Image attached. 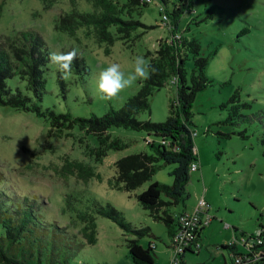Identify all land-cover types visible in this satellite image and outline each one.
Returning a JSON list of instances; mask_svg holds the SVG:
<instances>
[{
    "label": "rangeland",
    "instance_id": "obj_1",
    "mask_svg": "<svg viewBox=\"0 0 264 264\" xmlns=\"http://www.w3.org/2000/svg\"><path fill=\"white\" fill-rule=\"evenodd\" d=\"M175 1L164 4L151 0L139 16L148 26L139 31L145 32L131 45L115 41L106 53V44L87 35L85 27L75 36L55 28L59 15L72 8L92 11V0H54L49 9L44 8L42 0H0V39L33 31L43 39L48 54L75 49L85 59L88 73L79 76L72 71L68 79H63L62 91L56 67L48 61L40 103L58 113L102 115L109 108H120L138 91L143 79L107 100L101 99L98 91L100 72L118 63L127 76L137 56L149 64L157 41L168 36L161 6L171 11ZM177 30L198 41L201 56L208 57L205 74L211 83L196 93L190 109L189 128L195 132L192 142L198 169L190 174L187 198L169 209L176 220L177 213L192 211L203 199L204 211L211 218L204 221L199 249L186 252L184 264H231L233 254L222 246L234 243L236 253L245 254L246 245L255 244V236L264 228V0H193L191 9L179 19ZM184 67L189 75L191 58ZM7 82L12 89L19 87L30 95L17 77ZM235 91L237 99L228 103ZM175 99L176 84L170 78L149 96L150 109L140 112L137 118L164 121ZM237 104L235 113L229 116L231 106ZM48 129V121L33 112L0 105V193L7 201L34 202L36 224L31 228L38 236L44 235L40 251L23 241L9 254L29 264H134L127 243L136 236L109 218L94 215V244H88L79 234L83 224L75 212L86 210L89 201L96 200L112 205L132 227H147L149 234L140 237L139 244L146 247L148 242L154 243L156 264H171L173 251L168 246L166 227L142 208L136 194L152 182L170 185L169 172L175 165L159 161L152 178L132 192L108 186L117 159L150 151L147 134L110 127V137H118L128 145L120 150L109 149L97 162L91 152L98 146L93 134L74 127L69 136L56 137L49 136ZM77 164L90 167L96 176L84 180Z\"/></svg>",
    "mask_w": 264,
    "mask_h": 264
},
{
    "label": "trees",
    "instance_id": "obj_2",
    "mask_svg": "<svg viewBox=\"0 0 264 264\" xmlns=\"http://www.w3.org/2000/svg\"><path fill=\"white\" fill-rule=\"evenodd\" d=\"M44 8L49 9L54 0H42ZM151 0H92L93 10L87 12L72 8L70 11L59 15L55 28L75 36L77 31L85 27L87 35H92L99 43H105L104 51L110 52V46L117 40L125 45L133 44L145 32L147 25L142 23L139 16ZM164 4L168 0H161ZM193 0H176L171 11L163 9L162 15L166 19L168 36L157 41V48L150 57L149 65L154 70L149 78L140 82L138 91L128 97L118 109L109 108L102 115L92 114L89 117L74 116L68 112L58 113L41 105L45 92L44 68L48 62V51L43 39L33 31H21L13 37L6 36L0 39V105L9 106L16 110L31 111L43 117L49 123V136H69L74 127L86 134H93L98 141V146L92 149L95 161L99 162L109 149L120 150L128 145L118 137H110L107 132L112 126H121L137 131H144L148 140L149 152L130 154L114 162L115 175L108 180V186L113 189L132 192L144 182L150 180L159 167V161L174 164L169 172L172 176L170 185L152 182L146 189L136 194V199L143 209L154 219L164 223L169 238L178 225V217L183 212L177 213L176 220L169 207L187 198L186 185L190 179V166L197 162L193 148L192 138L195 134L189 128L191 124V104L196 93L211 83L205 74L208 63L207 56H201L198 41L187 38L179 33V19L185 11L191 9ZM65 49L63 51H69ZM192 59V69L186 73L184 63ZM73 72L79 76L88 73L85 59L78 54L74 61ZM17 77L24 82L23 92L19 87L12 89L8 80ZM171 78L176 84V99L171 102L169 115L164 121L154 122L140 120L137 115L149 110V96L160 87L164 86ZM57 81L62 91H65L63 78L57 73ZM238 93L227 100L228 103L237 99ZM239 105H232L230 115L235 113ZM154 137V139L151 138ZM264 155V152H263ZM197 164V163H196ZM198 166V164H197ZM80 176L86 180L96 176L90 167L77 164ZM69 208V198L67 197ZM37 211L34 202L27 199L14 202L7 201L0 193V263L1 264H29L19 259L9 250H14L15 245L21 242L28 243L30 248L40 249L44 246V235L38 236L31 228L36 224ZM76 219L81 221L83 227L79 230L82 238L88 244L96 242V225L94 215H101L116 223L123 231L131 232L136 237L128 240L129 256L134 264H155L153 257L154 243L148 242L144 247L138 239L149 234V229L132 227L121 214L110 204H100L96 200L89 201L86 210H79ZM203 227H201L202 229ZM200 229V230H201ZM262 242L244 245L247 253H236V245L230 243L222 246L228 248L233 254L231 264H263L264 262V228L259 230ZM257 235L255 236L257 240ZM244 241V240H243ZM200 242L199 233L194 237L189 246L184 247L178 255L177 264H184L183 257L186 252L198 250ZM4 244H7L5 246ZM200 245V243H199ZM38 264H41L38 262Z\"/></svg>",
    "mask_w": 264,
    "mask_h": 264
},
{
    "label": "clouds",
    "instance_id": "obj_3",
    "mask_svg": "<svg viewBox=\"0 0 264 264\" xmlns=\"http://www.w3.org/2000/svg\"><path fill=\"white\" fill-rule=\"evenodd\" d=\"M78 58L75 49L69 51L54 50L48 54V61L56 67L61 78L68 79L72 75L74 61ZM154 70L142 56H137L133 69L125 76L118 63H112L99 74L98 91L101 99L110 100L125 88L131 87L137 80L147 79Z\"/></svg>",
    "mask_w": 264,
    "mask_h": 264
},
{
    "label": "built area",
    "instance_id": "obj_4",
    "mask_svg": "<svg viewBox=\"0 0 264 264\" xmlns=\"http://www.w3.org/2000/svg\"><path fill=\"white\" fill-rule=\"evenodd\" d=\"M162 19H166L165 15H162ZM148 140V138H147ZM198 166L196 163H192L190 166L191 171H197ZM205 202L203 199H200L195 208L192 211H183L178 217V225L169 238V247L173 251V258L171 264H177L178 255L183 251L184 247L189 246L193 241L194 237L199 233L201 227L204 225V221L209 222L211 219L204 211ZM256 243L260 244L262 238L257 233ZM196 246H200L199 243Z\"/></svg>",
    "mask_w": 264,
    "mask_h": 264
},
{
    "label": "crops",
    "instance_id": "obj_5",
    "mask_svg": "<svg viewBox=\"0 0 264 264\" xmlns=\"http://www.w3.org/2000/svg\"><path fill=\"white\" fill-rule=\"evenodd\" d=\"M181 211H185V210H181ZM180 211V212H181ZM201 231H202V229L199 231V236L201 235ZM200 240H201V236H200ZM168 246H169V244H168ZM155 262V261H154ZM155 264H156V262H155Z\"/></svg>",
    "mask_w": 264,
    "mask_h": 264
}]
</instances>
